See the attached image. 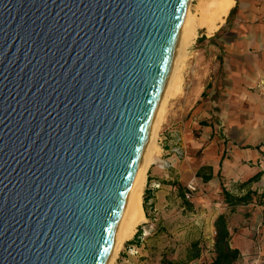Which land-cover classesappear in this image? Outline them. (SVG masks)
Listing matches in <instances>:
<instances>
[{
    "label": "water",
    "instance_id": "1",
    "mask_svg": "<svg viewBox=\"0 0 264 264\" xmlns=\"http://www.w3.org/2000/svg\"><path fill=\"white\" fill-rule=\"evenodd\" d=\"M189 0H0V264H103Z\"/></svg>",
    "mask_w": 264,
    "mask_h": 264
},
{
    "label": "rangeland",
    "instance_id": "2",
    "mask_svg": "<svg viewBox=\"0 0 264 264\" xmlns=\"http://www.w3.org/2000/svg\"><path fill=\"white\" fill-rule=\"evenodd\" d=\"M202 1L207 3L211 0ZM202 1L193 0L190 3V13L194 18L198 17V6ZM238 9H232L213 37L200 30L184 61L179 88L181 93L167 104L164 126L159 135V160L150 168L147 176L145 190L153 192V198L147 204L148 218L137 230V233H141L138 243L135 242V235L125 244L117 264H210L215 260L214 225L218 216L228 212H225L227 204L222 186L235 195L238 184L226 180L224 175L215 177L209 184L195 180L194 170L204 159L203 151L208 146L203 149L193 147L194 137L199 138V135L194 133V137L186 139V129L191 119L197 118L196 102L202 88L210 78L215 79L213 73L218 58L224 55L219 38L232 39L230 32L228 36L225 33L229 28L234 29L231 20L237 16ZM202 37L210 39L209 42L198 41ZM214 122L218 126L219 141H229V134L224 131L227 128L226 119L221 117ZM189 185L195 187V192L187 199ZM194 246L200 251L201 260L188 263Z\"/></svg>",
    "mask_w": 264,
    "mask_h": 264
},
{
    "label": "crops",
    "instance_id": "3",
    "mask_svg": "<svg viewBox=\"0 0 264 264\" xmlns=\"http://www.w3.org/2000/svg\"><path fill=\"white\" fill-rule=\"evenodd\" d=\"M237 7V16L231 20L234 29L225 33L228 36L230 32L232 39L219 38L224 55L218 58L215 79L210 78L201 90L197 118L191 119L186 139L198 133L199 138L194 137L191 145L202 149L208 146L194 170L195 180L209 184L224 175L238 184L235 195L222 186L233 197L257 194L248 205L231 208L226 203L228 212L221 215L228 219L232 248L241 255L235 264H264V0H238L228 15ZM221 117L226 119L224 131L229 141L218 139L214 121ZM209 168L213 176L210 181L197 177L202 169ZM209 174L208 170L203 172L204 176ZM258 174L262 177L257 183L241 188Z\"/></svg>",
    "mask_w": 264,
    "mask_h": 264
},
{
    "label": "bare ground",
    "instance_id": "4",
    "mask_svg": "<svg viewBox=\"0 0 264 264\" xmlns=\"http://www.w3.org/2000/svg\"><path fill=\"white\" fill-rule=\"evenodd\" d=\"M189 0L186 7L181 27L175 41V45L166 69L164 80L154 105V110L147 126L140 158L134 171L125 207L118 219L111 244L103 264H117L120 253L125 244L132 240L140 225L146 221L143 209L144 191L147 185V176L150 168L159 160L161 149L159 147V135L164 126L167 104L169 100L179 93L181 84V69L184 61L195 41L199 31L204 30L208 36L220 28L229 11L235 4V0H211L202 1L198 6V17L194 18L190 13ZM196 16V15H194Z\"/></svg>",
    "mask_w": 264,
    "mask_h": 264
},
{
    "label": "trees",
    "instance_id": "5",
    "mask_svg": "<svg viewBox=\"0 0 264 264\" xmlns=\"http://www.w3.org/2000/svg\"><path fill=\"white\" fill-rule=\"evenodd\" d=\"M206 39L205 37H202L198 41H203ZM205 170H208L210 174L208 176H204L203 172ZM198 178H202L205 182H208L211 180L213 177L211 175V169H202L200 173H198ZM262 177V174H258L251 180H248L245 184L241 186L242 189H245L246 187H249L250 185L257 183L260 178ZM223 195L225 198L226 203L228 206L235 207L239 205H248L252 200L253 197L256 196L257 194L253 192H249L246 194L244 197L241 198H236L230 195L225 189H223ZM144 198V204H143V209L145 212L146 217L148 218V211H147V204L148 202L153 198V192L147 190L145 191V196ZM185 199V198H184ZM186 200V199H185ZM260 203V201H258ZM187 205L188 202H186ZM215 231H216V236H215V260L210 263V264H235L241 257L240 252L236 249L232 248L231 245V236L230 232L228 229V219L226 216H219L218 219L215 222ZM140 231L136 234L135 236V242L138 243V240L140 239ZM195 250H193L192 255L189 256L188 263H193V262H199L201 260V255L200 251L197 250V246H194ZM164 264H173L172 262H164ZM208 264V263H204Z\"/></svg>",
    "mask_w": 264,
    "mask_h": 264
},
{
    "label": "built area",
    "instance_id": "6",
    "mask_svg": "<svg viewBox=\"0 0 264 264\" xmlns=\"http://www.w3.org/2000/svg\"><path fill=\"white\" fill-rule=\"evenodd\" d=\"M189 192L186 194V198L189 199L191 195L195 192V187L193 185L188 186Z\"/></svg>",
    "mask_w": 264,
    "mask_h": 264
}]
</instances>
